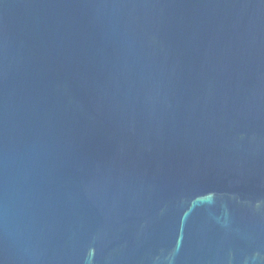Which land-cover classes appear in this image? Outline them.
Instances as JSON below:
<instances>
[{"label": "water", "instance_id": "obj_1", "mask_svg": "<svg viewBox=\"0 0 264 264\" xmlns=\"http://www.w3.org/2000/svg\"><path fill=\"white\" fill-rule=\"evenodd\" d=\"M0 264H264V0H0Z\"/></svg>", "mask_w": 264, "mask_h": 264}]
</instances>
